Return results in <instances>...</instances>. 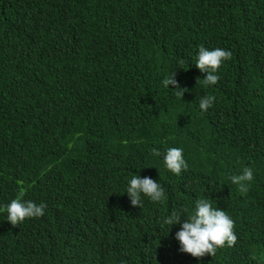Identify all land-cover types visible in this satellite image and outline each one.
Instances as JSON below:
<instances>
[{
	"label": "trees",
	"instance_id": "16d2710c",
	"mask_svg": "<svg viewBox=\"0 0 264 264\" xmlns=\"http://www.w3.org/2000/svg\"><path fill=\"white\" fill-rule=\"evenodd\" d=\"M201 46L232 53L208 87ZM174 73L182 99L162 83ZM246 167L241 193L230 176ZM138 175L162 202L131 204ZM21 191L45 214L13 226ZM201 198L235 223L214 257L162 225ZM0 264H264V0H0Z\"/></svg>",
	"mask_w": 264,
	"mask_h": 264
},
{
	"label": "clouds",
	"instance_id": "9594fccd",
	"mask_svg": "<svg viewBox=\"0 0 264 264\" xmlns=\"http://www.w3.org/2000/svg\"><path fill=\"white\" fill-rule=\"evenodd\" d=\"M232 57L231 51L221 48L209 50L201 46L195 58L196 67L207 75L201 81L197 79V84L202 83L204 87L215 85L219 81L218 72L222 64ZM176 73L172 77L165 78L162 83L165 88L175 85L177 91L175 95L182 99L187 88H181L175 79ZM215 97L205 95L199 101V108L204 112L214 104ZM154 155H160L159 151L153 150ZM163 163L167 170L179 176L188 169V164L184 159L183 149L170 147L163 155ZM253 180L251 168H244L239 175H231V183L238 186L241 193H246L249 189L246 182ZM130 197L133 206L143 208L142 196L149 198L152 202H162L165 198L164 189L160 183L151 177L133 176L125 191ZM24 192H19L17 198L4 206L7 220L13 225H20L28 218H40L45 214L46 204L37 205L32 201H23ZM185 214H187L185 216ZM180 224L181 228L175 233V238L179 242V250L182 253L190 254L194 258H203L210 254L214 257L218 249L233 247L237 242V235L234 231L235 223L226 211L214 208L207 199H197L192 211L186 206H182L179 211L173 210L163 221L162 225L173 226ZM255 259V257H253Z\"/></svg>",
	"mask_w": 264,
	"mask_h": 264
}]
</instances>
